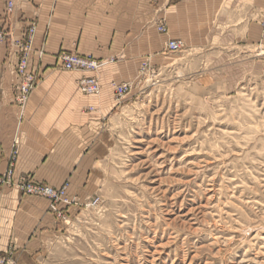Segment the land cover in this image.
I'll list each match as a JSON object with an SVG mask.
<instances>
[{
    "label": "rangeland",
    "instance_id": "rangeland-1",
    "mask_svg": "<svg viewBox=\"0 0 264 264\" xmlns=\"http://www.w3.org/2000/svg\"><path fill=\"white\" fill-rule=\"evenodd\" d=\"M167 55L117 100L96 193L52 213L35 264H264V51Z\"/></svg>",
    "mask_w": 264,
    "mask_h": 264
},
{
    "label": "crops",
    "instance_id": "crops-1",
    "mask_svg": "<svg viewBox=\"0 0 264 264\" xmlns=\"http://www.w3.org/2000/svg\"><path fill=\"white\" fill-rule=\"evenodd\" d=\"M263 14L264 0H0L8 32L0 43V177L16 140L14 181L27 176L56 190L67 184V195L84 202L98 188L101 132L118 104L113 84L134 83L142 62L162 65L169 40L192 51H264ZM161 21L166 34L156 31ZM32 23L29 69L37 84L21 111L15 102L18 53L10 41L21 40ZM61 53L113 60L98 74L99 96L79 92L83 74L63 71ZM59 223L46 200L0 186V254L10 253L15 264H35Z\"/></svg>",
    "mask_w": 264,
    "mask_h": 264
},
{
    "label": "built area",
    "instance_id": "built-area-1",
    "mask_svg": "<svg viewBox=\"0 0 264 264\" xmlns=\"http://www.w3.org/2000/svg\"><path fill=\"white\" fill-rule=\"evenodd\" d=\"M12 3L6 5L5 16L12 11ZM262 26L264 29V15L262 18ZM157 32L166 34V28L162 22L156 26ZM3 18L0 17V43H4L7 35L5 32ZM35 25L32 23L25 31L21 40L10 41V46L17 50L18 62L14 70V74L19 80L15 87V102L22 111L27 102L30 92L36 87L37 79L34 73L30 71V59L33 55V41L35 36ZM183 50V44L179 41L169 40L165 44V52L176 54ZM41 59L43 53L40 51L37 54ZM57 61L63 71L78 72L83 76L77 81L79 92L83 96H99L101 87L98 80V74L103 66L110 64L113 60L97 61L91 56H79L77 54L61 53L57 56ZM145 67V64H142ZM143 71V69H142ZM114 96L116 100H122L130 90L129 84H113ZM18 157V142L13 141L10 153L8 168L4 175L0 177V186L15 188L23 195L44 199L48 202V209L51 213L58 214V217L64 219L60 214V208H67L76 205V200L67 195L68 185L64 184L60 189H53L48 186L35 184L27 176H21L17 181H14V166ZM0 264H14L10 253L0 254Z\"/></svg>",
    "mask_w": 264,
    "mask_h": 264
}]
</instances>
